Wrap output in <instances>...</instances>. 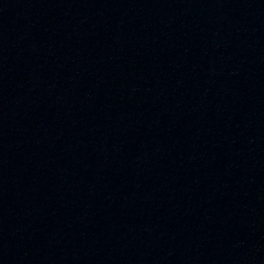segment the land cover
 Listing matches in <instances>:
<instances>
[{"label": "water", "instance_id": "water-1", "mask_svg": "<svg viewBox=\"0 0 264 264\" xmlns=\"http://www.w3.org/2000/svg\"><path fill=\"white\" fill-rule=\"evenodd\" d=\"M0 264H264V0H0Z\"/></svg>", "mask_w": 264, "mask_h": 264}]
</instances>
